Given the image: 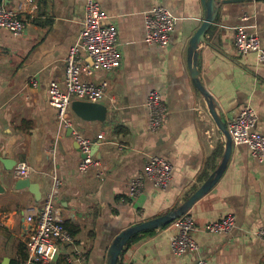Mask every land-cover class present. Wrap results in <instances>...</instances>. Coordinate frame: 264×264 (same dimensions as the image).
<instances>
[{"label":"crops","instance_id":"0c3cea01","mask_svg":"<svg viewBox=\"0 0 264 264\" xmlns=\"http://www.w3.org/2000/svg\"><path fill=\"white\" fill-rule=\"evenodd\" d=\"M96 1L107 17L104 24L116 27L120 65L82 75L93 83L107 82L100 101L107 107L106 119L83 120L70 106L72 128H66L49 104V86L55 81L65 87V59L82 27L86 0H32L20 7L14 0H1L25 28L19 36L0 28V264L26 259V217L52 189L53 176L61 182L54 205L73 244H57L49 264H80V256L82 264H107L109 247L120 232L175 210L222 161L225 138L188 67L189 41L205 17L202 1ZM217 4L215 21L197 49L199 81L225 124L250 106L256 115L252 131L264 136V61L256 52L239 54L234 46V29L246 26L264 50V0ZM157 6L177 19L166 47L145 39L144 16ZM80 55L83 64L92 65L85 52ZM152 90L160 92L167 108L156 132L148 129L145 106ZM73 131L95 143L93 157L104 170L101 176L79 172L83 156ZM100 134L102 140L97 139ZM153 156L172 164L169 186L161 191L145 181L142 194L130 198L129 181L144 172ZM23 163L28 166L26 178L38 185L39 201L27 189H14V171ZM187 213L193 217L198 252L172 253L174 220L126 244L117 264H193L198 258L208 264H264V242L255 235L264 229V163L248 147L232 144L220 179ZM229 214L236 222L231 234L204 230Z\"/></svg>","mask_w":264,"mask_h":264},{"label":"built area","instance_id":"2783aa9c","mask_svg":"<svg viewBox=\"0 0 264 264\" xmlns=\"http://www.w3.org/2000/svg\"><path fill=\"white\" fill-rule=\"evenodd\" d=\"M17 4L32 0H14ZM21 4L19 5V7ZM18 7V6H17ZM18 7V8H19ZM106 15L96 0H86L85 15L76 42L69 48L65 59L64 89L58 82H51L49 86V104L56 109L60 123L66 128H72L67 118V111L74 101L98 103L105 97L107 82L93 83L82 79L83 74H91L92 69L113 70L120 65V55L116 47L117 31L113 24H104ZM247 20V17H244ZM176 17L163 6L153 7L144 16L145 39L148 44L166 47L171 41L176 27ZM0 28L19 36L25 28L21 20L12 9L0 5ZM234 46L237 53L256 52L258 60L264 61V50L259 37L255 33L247 32L246 26L235 29ZM85 52L91 59L92 65L83 64L80 53ZM35 83V82H33ZM148 113V129L156 132L163 125L167 117V108L157 90H152L145 103ZM256 115L250 106H245L240 113L227 121L226 130L233 145L248 147L251 155L259 162L264 163V136L253 132ZM75 142L80 148L82 159L78 164L80 173L86 175L94 172L101 176V163L92 155L95 145L77 131H73ZM103 139V134L97 136ZM28 176V166L23 163L14 171L16 179H25ZM173 176V166L167 160L153 156L146 163L144 172L132 178L128 184V195L135 198L142 194L145 181H149L158 190L164 191L169 186ZM52 189L46 194L38 209H31L26 217L30 225L25 247L27 257L22 264H49L51 255L57 244H73V237L65 227L59 209L54 205L61 182L53 176ZM173 225L177 233L170 238L171 251L175 256L196 253L199 246L193 238L195 230L193 217L185 213L177 218ZM236 228L235 217L226 215L222 219L209 223L204 230L208 233L229 235ZM264 242V229L255 233ZM83 258L78 261L82 264ZM193 264H208L198 258Z\"/></svg>","mask_w":264,"mask_h":264},{"label":"water","instance_id":"95a60500","mask_svg":"<svg viewBox=\"0 0 264 264\" xmlns=\"http://www.w3.org/2000/svg\"><path fill=\"white\" fill-rule=\"evenodd\" d=\"M205 9V17L200 24L199 28L196 30L195 34L191 37L188 45V67L193 80V83L197 90L204 97L205 102L207 104L209 114L211 115L214 123L217 128L222 132L225 138V150L223 154V158L217 169L209 176V178L193 193L191 196L183 202L179 207L175 210L160 216L158 218H154L151 220H147L136 224L134 226L128 227L122 232H120L115 239L113 240L111 246L108 250V262L107 264H117L119 256L127 244L129 239L142 232L155 230L157 228L166 226L171 224L174 220L187 213L191 206L207 194L213 186L220 179L229 157L232 151V142L230 136L226 130V124L221 120L220 116H218L216 112V104L212 99L211 95L205 90L202 83L199 81V71H198V46L201 43L205 42V37L207 31L209 30L212 23H214L215 18L217 16V0H201ZM71 108L73 112L81 119L91 121H104L107 116V107L103 102L91 103V102H83V101H74L71 103ZM95 147V146H94ZM94 147L92 148V155L95 153ZM15 190H24L27 189L31 194L34 195L35 200H40V193L38 189V185L32 183L28 178L19 179L15 182L14 185Z\"/></svg>","mask_w":264,"mask_h":264},{"label":"trees","instance_id":"16d2710c","mask_svg":"<svg viewBox=\"0 0 264 264\" xmlns=\"http://www.w3.org/2000/svg\"><path fill=\"white\" fill-rule=\"evenodd\" d=\"M0 4H1V0H0ZM216 156L217 154L214 153L213 156L211 157V162H214L215 159H216ZM66 227V225H65ZM153 231H148V232H143L142 234H137V235H134L133 237H131L127 243V247L130 246L131 243H134L136 240H138L139 237L143 236V235H149L151 234ZM70 233V232H69ZM71 234V233H70ZM72 236V235H71ZM118 263V262H117Z\"/></svg>","mask_w":264,"mask_h":264}]
</instances>
